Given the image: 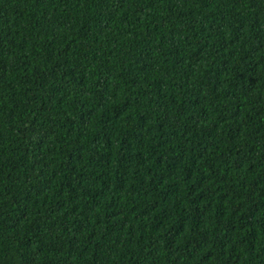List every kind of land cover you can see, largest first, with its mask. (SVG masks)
<instances>
[{
	"label": "trees",
	"instance_id": "obj_1",
	"mask_svg": "<svg viewBox=\"0 0 264 264\" xmlns=\"http://www.w3.org/2000/svg\"><path fill=\"white\" fill-rule=\"evenodd\" d=\"M0 264H264V0H0Z\"/></svg>",
	"mask_w": 264,
	"mask_h": 264
}]
</instances>
